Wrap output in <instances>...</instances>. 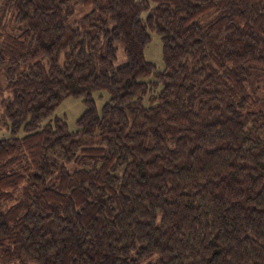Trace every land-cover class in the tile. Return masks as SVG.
I'll use <instances>...</instances> for the list:
<instances>
[{
  "label": "trees",
  "instance_id": "1",
  "mask_svg": "<svg viewBox=\"0 0 264 264\" xmlns=\"http://www.w3.org/2000/svg\"><path fill=\"white\" fill-rule=\"evenodd\" d=\"M0 264H264V0H0Z\"/></svg>",
  "mask_w": 264,
  "mask_h": 264
},
{
  "label": "rangeland",
  "instance_id": "2",
  "mask_svg": "<svg viewBox=\"0 0 264 264\" xmlns=\"http://www.w3.org/2000/svg\"><path fill=\"white\" fill-rule=\"evenodd\" d=\"M76 15L86 13L91 9V7H86L82 4H75ZM146 12L143 13V16H146ZM150 42L145 48V56L151 61L157 68L158 71L164 69V59H163V44L160 35L156 32H153ZM117 63H123L126 60V54L124 50V45L122 42L117 44ZM63 61V57H61ZM98 111L102 110L104 103L109 99V95L105 91H94L92 95ZM87 109V104L84 101L83 96H68L62 100V102L55 108L52 117H58L65 122H67L68 127L71 131H76L79 128L78 119ZM4 135H7L5 132Z\"/></svg>",
  "mask_w": 264,
  "mask_h": 264
}]
</instances>
